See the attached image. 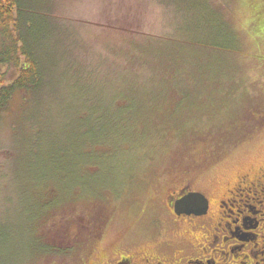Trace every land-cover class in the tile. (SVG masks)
<instances>
[{"label": "rangeland", "instance_id": "374dc122", "mask_svg": "<svg viewBox=\"0 0 264 264\" xmlns=\"http://www.w3.org/2000/svg\"><path fill=\"white\" fill-rule=\"evenodd\" d=\"M54 4L58 30L65 32V42L78 58L87 59L89 69L113 66L114 75L118 70L122 74L133 70L141 82L119 81L110 91L113 85L100 80L107 74L95 82L87 80L96 90L85 91V101L105 103V108H99L107 116L102 134L114 137L124 125L122 115L138 124L134 135L120 130L116 138L121 148L114 159L104 161L90 176H78L72 185L61 188L60 183L61 198L68 199L71 193L63 192L73 186L84 193L78 191L77 200L36 229L49 245L68 250L49 249L35 257L31 248L44 246L34 243L30 227L44 197L34 194L29 184L41 178L54 181L49 174L55 166L51 159L29 156L28 172L17 178L11 168L10 126L0 127V264H103L126 246L128 252L158 251L160 241L180 237L159 213L168 193L182 187L201 190L216 212L220 200L242 178L256 181L264 175V0H54ZM187 45L200 49V73L194 70L200 79L198 98L191 90L178 96L169 93L165 96L169 104L158 110L142 102L152 105L159 100L164 95L158 93L159 85L150 96L125 95L146 85L150 88L156 72L169 64L170 52ZM221 49L231 50L224 54ZM136 56H146L147 63L140 65ZM229 70L226 75L232 76L227 80L222 73ZM209 71L218 74L211 79L217 88L232 91L214 93L213 84L203 81ZM68 79L59 80L58 87L64 88ZM195 80L189 81L192 89ZM98 89L103 93H96ZM207 90L209 94L204 93ZM69 91L85 98L80 90ZM120 95L135 106H114ZM160 111L170 117L164 125L167 129L157 130L163 118ZM62 150L64 158L58 161L72 162L67 172L76 177L79 157ZM96 156L99 159L101 154H91L90 160L97 161ZM258 198L263 200L258 205L263 210L264 193Z\"/></svg>", "mask_w": 264, "mask_h": 264}, {"label": "trees", "instance_id": "16d2710c", "mask_svg": "<svg viewBox=\"0 0 264 264\" xmlns=\"http://www.w3.org/2000/svg\"><path fill=\"white\" fill-rule=\"evenodd\" d=\"M54 7V0H0V127L4 123L10 126L13 139V146L10 149V157L13 158L11 168L18 178L28 172L32 157L43 160L51 159L55 166L54 171H51L53 175L49 174L54 181L41 178L31 181L29 184V188L34 194L44 197L40 200V206L43 208L40 207L38 217L30 227V235L33 236L34 243H38L40 246L42 243L44 249L31 248V257L46 253L49 249H55L62 253L67 252L68 249L63 246L52 243L49 245L44 240L43 236L45 235H37L36 226H42L41 222L52 221L55 212L77 200L74 198V195L79 191L76 190L77 186H73L71 189L68 187L70 191L63 192L65 195L71 193L66 199L67 197L61 198L63 196L58 191L60 183L61 188L62 184L72 185L78 176L79 178L90 176L91 172L102 167L104 161L108 163L109 159H114L113 154L119 153L121 148L120 141L116 138L120 130L124 131L125 135H134V129L138 124L131 116L122 115L125 118L124 125L119 128L114 137H110L106 132L102 134L107 116L101 114L99 108H105V103L103 101L99 103V100H97L98 103L85 101L88 99L85 91L96 90L87 80L95 82L100 79L101 74H107L110 78L103 77L100 80L113 85L110 89L108 88L110 91H113V87L119 81L133 80L132 82L137 84H141V82H138L137 75L133 70L124 73L125 75L121 73V70H118L117 75H114L115 68L113 66L99 70L89 69L86 63L87 59L78 58L75 50L66 44L65 32L62 33L58 30ZM195 43L200 45V42ZM229 50L231 49H221L220 52L229 54ZM170 53L169 64L163 70L159 69L156 72L157 79L153 81L154 84H150V88L149 85H146L145 89L132 90L125 95L132 96V93L137 92L146 95L153 94L155 84L159 85L158 93L164 95L156 102L153 100L152 105L142 102L144 106H154L158 110L167 105L166 103L169 104L165 100L169 93L178 96L191 90V94H197L195 98H198L200 79L198 80L195 76L194 70L197 72L200 70H198L200 68V49L187 45L184 49L172 50ZM136 57V59H140L142 63L140 65L147 63L146 56ZM222 58L224 57L222 56ZM129 69H134V67ZM229 72L230 70L224 71L222 74L226 75ZM121 74L123 76H120ZM217 75L216 72L209 71L207 75L204 74L203 81L207 79L213 84L214 93L232 91L228 90V87L225 90L217 88V84L211 81ZM231 76L226 75L225 79L228 80ZM67 78L69 79L64 88L58 87L59 80ZM192 78L196 79L195 89H192L193 84L189 83ZM71 88L80 90L85 98L80 99L74 96L69 91ZM209 91L204 93L209 94ZM96 93L103 92L98 89ZM126 96L120 95L117 101L113 102L114 106L133 108L135 102H130ZM159 101L162 103H158ZM88 102L92 105L89 106ZM160 113L163 114V118H160L161 125L157 130L167 129L171 122L170 117L162 111ZM212 122L215 124L214 121ZM155 130H152V133H157ZM142 132L147 134L146 131ZM164 133L167 134L168 131L165 130ZM110 138H112L111 142ZM64 148L68 153L67 156L76 155L79 157L75 164L76 177H73L71 172H67L72 162L67 164L58 161V158L63 157L62 149ZM91 154H101V157L98 159L96 156L97 161L90 160ZM29 156L31 157L29 158ZM79 192L84 193L83 191Z\"/></svg>", "mask_w": 264, "mask_h": 264}, {"label": "flooded vegetation", "instance_id": "af4514ba", "mask_svg": "<svg viewBox=\"0 0 264 264\" xmlns=\"http://www.w3.org/2000/svg\"><path fill=\"white\" fill-rule=\"evenodd\" d=\"M191 191L205 194L182 187L168 193L164 209L159 208L166 224L180 232L178 241L162 240L155 252H128L126 246L103 264H264V217H260L264 209L258 208L263 201L258 196L264 193V175L256 181L242 178L220 200L216 212L206 194V212L176 211V201Z\"/></svg>", "mask_w": 264, "mask_h": 264}, {"label": "water", "instance_id": "95a60500", "mask_svg": "<svg viewBox=\"0 0 264 264\" xmlns=\"http://www.w3.org/2000/svg\"><path fill=\"white\" fill-rule=\"evenodd\" d=\"M209 206V200L202 192L191 191L176 201V211L204 213Z\"/></svg>", "mask_w": 264, "mask_h": 264}]
</instances>
